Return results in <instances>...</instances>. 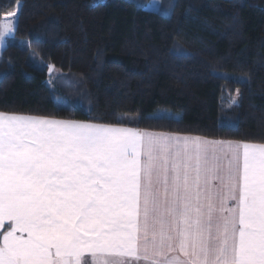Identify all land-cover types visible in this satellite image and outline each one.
Listing matches in <instances>:
<instances>
[{"label":"snow or ice","instance_id":"snow-or-ice-1","mask_svg":"<svg viewBox=\"0 0 264 264\" xmlns=\"http://www.w3.org/2000/svg\"><path fill=\"white\" fill-rule=\"evenodd\" d=\"M0 264H264V143L0 111Z\"/></svg>","mask_w":264,"mask_h":264},{"label":"trees","instance_id":"trees-1","mask_svg":"<svg viewBox=\"0 0 264 264\" xmlns=\"http://www.w3.org/2000/svg\"><path fill=\"white\" fill-rule=\"evenodd\" d=\"M149 1L0 0V111L264 143V0Z\"/></svg>","mask_w":264,"mask_h":264},{"label":"rangeland","instance_id":"rangeland-1","mask_svg":"<svg viewBox=\"0 0 264 264\" xmlns=\"http://www.w3.org/2000/svg\"><path fill=\"white\" fill-rule=\"evenodd\" d=\"M163 1L164 0H150L148 2V4H146L145 8L158 10L160 7H162L161 3ZM167 1H171V0H167ZM11 40L20 41V43H18V44L23 46V40H21V39L12 38V37H9V38L3 37L2 39H0V52H1L2 45L7 43L8 41L12 43L13 41H11ZM35 64L38 66H44L39 58L35 59ZM47 72H48L47 81H48V85L51 89H54L55 86L62 87L63 89L68 90V92L70 93L71 99L74 98L77 94L78 95L80 94V92L78 91L79 90L78 82H76V80H74V78L67 76L69 74H66V75L61 74L62 72L60 70L56 69L52 65H48ZM55 97L57 98V95H55ZM57 100H59V99H57ZM125 117H130V116H128L126 114L120 115V119L130 120V119H125ZM55 119H59V118H55ZM61 120H67V119H61Z\"/></svg>","mask_w":264,"mask_h":264},{"label":"crops","instance_id":"crops-1","mask_svg":"<svg viewBox=\"0 0 264 264\" xmlns=\"http://www.w3.org/2000/svg\"><path fill=\"white\" fill-rule=\"evenodd\" d=\"M74 121H79V120H74ZM86 122H93V121H86ZM123 126H126V125H123ZM126 127L136 128V127H132V126H126ZM137 129H140V128H137ZM141 130H144V129H141ZM148 131H151V130H148ZM156 132H160V131H156ZM166 133H168V132H166ZM182 135L199 136V135H194V134H182ZM209 139H211V138H209ZM216 140H224V139H216ZM224 141H236V140H224ZM250 143H255V142H250ZM87 258L89 259V261L91 260V257L90 256H88Z\"/></svg>","mask_w":264,"mask_h":264}]
</instances>
